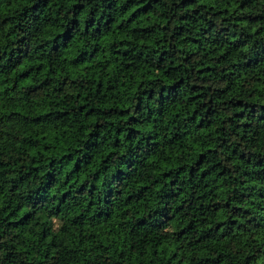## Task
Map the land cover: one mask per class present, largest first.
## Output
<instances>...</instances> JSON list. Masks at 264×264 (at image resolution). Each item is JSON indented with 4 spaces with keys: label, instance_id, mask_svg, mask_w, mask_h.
<instances>
[{
    "label": "trees",
    "instance_id": "1",
    "mask_svg": "<svg viewBox=\"0 0 264 264\" xmlns=\"http://www.w3.org/2000/svg\"><path fill=\"white\" fill-rule=\"evenodd\" d=\"M0 264H264V0H0Z\"/></svg>",
    "mask_w": 264,
    "mask_h": 264
}]
</instances>
